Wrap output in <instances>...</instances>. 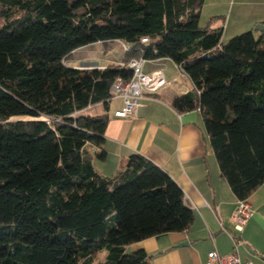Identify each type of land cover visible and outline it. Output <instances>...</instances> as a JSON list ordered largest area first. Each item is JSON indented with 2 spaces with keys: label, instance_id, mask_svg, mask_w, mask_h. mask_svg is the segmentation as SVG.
<instances>
[{
  "label": "trees",
  "instance_id": "obj_1",
  "mask_svg": "<svg viewBox=\"0 0 264 264\" xmlns=\"http://www.w3.org/2000/svg\"><path fill=\"white\" fill-rule=\"evenodd\" d=\"M203 3L0 0V264H149L126 246L193 222L180 186L145 156L131 153L112 177L93 167L86 145H102L108 116L85 110L106 108L113 81L131 76L66 64L93 42L130 44L123 61L171 59L193 85L171 105L201 112L235 196L264 182V31L222 41L216 16L199 23Z\"/></svg>",
  "mask_w": 264,
  "mask_h": 264
},
{
  "label": "crops",
  "instance_id": "obj_2",
  "mask_svg": "<svg viewBox=\"0 0 264 264\" xmlns=\"http://www.w3.org/2000/svg\"><path fill=\"white\" fill-rule=\"evenodd\" d=\"M217 17L213 29L222 30V41L247 30L255 36L263 31L255 25H264V0H204L199 23ZM99 41L81 46H101V58L93 53L76 58L72 67L93 64L104 67L123 60L124 51L111 53L112 43ZM113 54V55H112ZM85 57V58H84ZM162 70L166 83L153 94H145L134 116L117 117L114 111L121 107L120 97L113 96L106 108L103 104L92 105L85 113H106L107 126L101 146L86 145L91 153L95 170L105 177L118 174L131 153H139L164 170L182 189L187 205L192 209V224L181 232H164L131 243L133 250L144 249L149 264H204L207 253L216 249L220 254H231L233 242L229 234L241 239L237 247L242 261L264 264V182L247 198L252 213L242 231L233 230L229 216L237 197L219 167L204 127L203 116L196 108L177 112L171 105L173 99L193 89L189 78L179 71L167 57L148 58L143 71ZM104 151V158L95 155Z\"/></svg>",
  "mask_w": 264,
  "mask_h": 264
},
{
  "label": "built area",
  "instance_id": "obj_3",
  "mask_svg": "<svg viewBox=\"0 0 264 264\" xmlns=\"http://www.w3.org/2000/svg\"><path fill=\"white\" fill-rule=\"evenodd\" d=\"M140 41L144 43L147 41V38L141 37ZM119 43L124 52L128 51L131 47L128 43L122 41H119ZM146 60L147 58L139 56L131 57L127 61L122 60L116 63L119 67L130 69L131 76L128 80L118 77L111 85L113 96L120 97L122 102L121 107L114 111V116L126 117L136 115L137 109L140 105L139 100L145 94L156 93L166 83L162 70L156 69L150 73H145L143 71V64ZM176 67L180 71L179 66L176 65ZM76 68L103 69L105 66L100 67L93 64H85ZM251 213L252 209L247 199H237L229 216V221L233 230L236 232L242 231ZM229 234L233 242L234 251L231 254L222 255L213 248L208 251L204 264H252L249 260L242 261L238 255L237 247L241 243L240 237L230 232Z\"/></svg>",
  "mask_w": 264,
  "mask_h": 264
},
{
  "label": "rangeland",
  "instance_id": "obj_4",
  "mask_svg": "<svg viewBox=\"0 0 264 264\" xmlns=\"http://www.w3.org/2000/svg\"><path fill=\"white\" fill-rule=\"evenodd\" d=\"M99 48H101V46H89V47H87L85 49H78V50L74 51V54L72 56H74L76 58H79L81 56H86L87 54L89 56L92 53L94 55V58H96V59L101 58V55L102 56H106L107 52L105 54H103ZM110 51H111V53L113 52L114 54H117V53L122 52L121 47H120V44L119 43H116V42L112 43L111 50ZM72 62L73 61H71L69 59V56H68L66 58V64L69 66V64L72 63ZM24 118H29V117H27V116H20V115H14V116H11L10 117L11 120L24 119ZM130 245L131 244H128L126 246V251L127 252L133 251V248L130 247ZM106 254H107L106 249H102V250L98 251L96 253L95 257L93 258V262L96 263V262L103 261L105 259Z\"/></svg>",
  "mask_w": 264,
  "mask_h": 264
},
{
  "label": "water",
  "instance_id": "obj_5",
  "mask_svg": "<svg viewBox=\"0 0 264 264\" xmlns=\"http://www.w3.org/2000/svg\"><path fill=\"white\" fill-rule=\"evenodd\" d=\"M255 29H257L259 31H263L264 30V25L262 23H259V24L255 25Z\"/></svg>",
  "mask_w": 264,
  "mask_h": 264
}]
</instances>
